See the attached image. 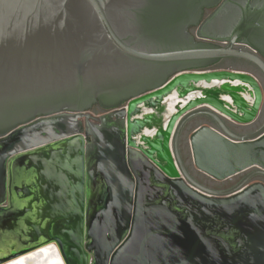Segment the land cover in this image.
I'll list each match as a JSON object with an SVG mask.
<instances>
[{
    "label": "water",
    "instance_id": "1",
    "mask_svg": "<svg viewBox=\"0 0 264 264\" xmlns=\"http://www.w3.org/2000/svg\"><path fill=\"white\" fill-rule=\"evenodd\" d=\"M219 0H0V264H264V60L187 34ZM99 101L107 113L92 116ZM194 168L230 186L211 189Z\"/></svg>",
    "mask_w": 264,
    "mask_h": 264
},
{
    "label": "flooded vegetation",
    "instance_id": "2",
    "mask_svg": "<svg viewBox=\"0 0 264 264\" xmlns=\"http://www.w3.org/2000/svg\"><path fill=\"white\" fill-rule=\"evenodd\" d=\"M187 34L192 36L197 42L214 46H226L231 40H235L236 48L254 52L264 60V0H219L217 5L204 7L201 10L199 23L197 25H189ZM228 60H240L245 65L254 67L264 76L257 66L242 59L227 58L218 63ZM108 111L109 109H106L99 101L91 106V113L95 112L97 113L96 115H101ZM263 111L261 110L259 116L263 114ZM198 117L205 119L202 124L212 123L205 116L194 117L187 123H191ZM263 124L264 122L261 124L254 122L248 125L230 124L229 127L236 133L248 134L259 129Z\"/></svg>",
    "mask_w": 264,
    "mask_h": 264
},
{
    "label": "rangeland",
    "instance_id": "3",
    "mask_svg": "<svg viewBox=\"0 0 264 264\" xmlns=\"http://www.w3.org/2000/svg\"><path fill=\"white\" fill-rule=\"evenodd\" d=\"M232 59H234V58H232ZM212 68H216V69L234 68V69L246 70V71L250 72L255 78H257V80L259 81V83L263 89V93H264V76H262V74L258 70H256L254 67L245 65V63L241 62L240 60L223 61L221 63L215 64ZM261 110L262 111L264 110V102H263V106H262ZM262 113L263 114L261 116H259V119L257 121H255V123L261 124L262 122H264V111ZM96 114L97 113H95V112L91 113L92 116H97ZM204 121H205V119L198 117V118H195L191 123H187V125L184 128L183 132L181 133V137H180L181 155H182V158H183L185 164L189 168L192 176L200 184H202L203 186H206L208 188H211V189H222V188L232 184V182H235L239 178V176H236V177L232 178L231 180L217 181V180H214V179L210 178L209 176L197 171L194 168L193 163H192L189 137H190L192 131L198 125L202 124ZM257 179L262 180L264 182L263 177H257Z\"/></svg>",
    "mask_w": 264,
    "mask_h": 264
},
{
    "label": "bare ground",
    "instance_id": "4",
    "mask_svg": "<svg viewBox=\"0 0 264 264\" xmlns=\"http://www.w3.org/2000/svg\"><path fill=\"white\" fill-rule=\"evenodd\" d=\"M2 264H64L57 247L47 244Z\"/></svg>",
    "mask_w": 264,
    "mask_h": 264
}]
</instances>
